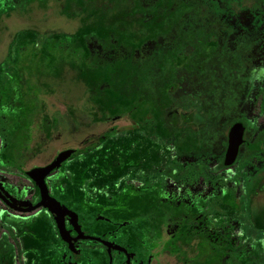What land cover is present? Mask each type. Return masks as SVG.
I'll return each instance as SVG.
<instances>
[{
  "label": "rangeland",
  "instance_id": "rangeland-1",
  "mask_svg": "<svg viewBox=\"0 0 264 264\" xmlns=\"http://www.w3.org/2000/svg\"><path fill=\"white\" fill-rule=\"evenodd\" d=\"M34 30L52 33L45 54L31 53ZM185 94L203 103L183 107ZM263 101L264 0H0V190L31 206L36 186L4 167L40 168L106 133L46 183L70 231L104 237L114 264L124 254L130 264H224L231 246L215 238L233 231L238 188L254 173L253 206L264 196V158L234 183L233 169L177 183L158 173L214 165L235 121L264 128ZM213 198L224 214L201 216ZM56 234L44 209L0 204V264H19L17 253L22 264H106Z\"/></svg>",
  "mask_w": 264,
  "mask_h": 264
},
{
  "label": "flooded vegetation",
  "instance_id": "flooded-vegetation-1",
  "mask_svg": "<svg viewBox=\"0 0 264 264\" xmlns=\"http://www.w3.org/2000/svg\"><path fill=\"white\" fill-rule=\"evenodd\" d=\"M31 33L34 34L32 40L33 46L31 47L33 52L31 53H34L35 55L45 54V45L47 43L48 37H50L52 33H47L46 31H35V30L31 31ZM37 63L38 62L36 61L34 62L29 61V64L35 65ZM25 64L26 63H21L19 65L24 67ZM182 102H183V107H187V108L201 105L203 103V101L201 100V96L191 95V94H185L184 98L182 99ZM261 112L262 114H264V104H263V109H261ZM236 125L240 126L241 128V143L238 146L235 158L233 159L230 165L226 166L224 162L228 149L229 133L231 132L232 128ZM105 134L106 133L98 137L88 138L77 147H69L59 151L47 164H45L44 166H40V168L46 167L49 164H51V162L55 159V157L59 153L64 151H68V150L73 151L71 158L78 156L82 153H88L91 149H93L100 143V141L106 136ZM223 144L224 145H222L220 156L218 157L215 164L212 166L203 163H191L185 165L184 167H181L177 163H168L158 174L169 180L171 183H177L180 181H184L195 175L207 176V175H212L214 173H219L224 170L233 169V175L230 181H232L233 183L237 182L238 179L241 178L240 173L242 172V169L244 168V166L249 165L250 161L252 160L263 161L262 159L264 157L262 156L263 155L262 152L264 148V128L257 130L256 127H254L253 124H251L246 118L238 119L229 128L226 143ZM16 168L18 169V171H14L12 169H6V170H9V172L11 173H17L23 175L26 179H28L25 176V174L26 172L32 169L24 170L19 167ZM176 173L177 175H175ZM249 177L250 178L246 180L247 184L241 188H238L239 203L236 211L233 212L231 217L234 220L231 222L232 230L235 232L240 228L242 232V240L240 241L239 237L237 236L238 234L233 233V231H231L230 233L224 231L220 233L222 237L215 238L217 244H223V242H227L229 244L228 246H231L228 247L227 249L226 260L224 261V264H264V196L258 200L259 202L258 205L253 206V199L257 197L258 193L250 189V184L259 181L256 178V173L252 174ZM66 179L69 183L72 184L73 181L69 174L66 175ZM28 181L30 180L28 179ZM30 182L34 184L32 181ZM86 185L87 182L85 181L83 186L86 187ZM258 192L264 193V191L262 190H258ZM49 195L50 197L54 198L50 193ZM2 197H4V199H2ZM5 202H7L9 205H7ZM38 202H39V193L37 190V194L31 206L36 205ZM146 203H148V200L143 199L140 201L139 204L137 203V205L139 208L144 209L147 206L144 205ZM0 204L9 212L26 214L24 212H17L11 209L9 207L10 205H13L16 208L20 206L11 202V200L8 197H6L1 192V190H0ZM219 204H220V200L218 198L210 199L205 209L202 211L201 216H207L209 214L223 215L224 212L218 207ZM46 214L50 217L56 229L57 240L60 242L61 245L67 248L70 246L77 247L79 250H82L84 252L91 251L96 254L97 253H99L100 255L102 254L104 255L106 264H114V253L116 252L115 247H113L104 237H98L90 234L75 235L70 231L68 219L65 217L64 214H62V222L66 233L65 236L66 240H63L58 233L54 220L47 212ZM190 223L193 224L194 222L191 221ZM7 236L9 241L15 244L14 237L10 233L7 234ZM249 248L253 250L252 254L244 258L245 251L248 250ZM123 257L126 261V264H130L129 257L126 254H124ZM14 259H16L17 263H19L18 254L17 255L15 254ZM78 263L81 264L80 262Z\"/></svg>",
  "mask_w": 264,
  "mask_h": 264
},
{
  "label": "water",
  "instance_id": "water-1",
  "mask_svg": "<svg viewBox=\"0 0 264 264\" xmlns=\"http://www.w3.org/2000/svg\"><path fill=\"white\" fill-rule=\"evenodd\" d=\"M240 143L241 128L240 126L236 125L232 128L231 132L229 133L228 149L224 162L226 166L230 165L233 159L235 158ZM72 153L73 151L71 150L61 152L48 166L36 168L26 172L25 176L35 184L39 193V202L36 205L17 208L13 205L9 206L11 209L17 212L24 213H29L39 208L44 209L54 220L58 233L63 240H66V233L62 222V209L58 202L55 201L52 197H50L45 178L49 174L57 170L67 159H69ZM2 199H4V197H2ZM5 203L9 205L7 202Z\"/></svg>",
  "mask_w": 264,
  "mask_h": 264
},
{
  "label": "trees",
  "instance_id": "trees-1",
  "mask_svg": "<svg viewBox=\"0 0 264 264\" xmlns=\"http://www.w3.org/2000/svg\"><path fill=\"white\" fill-rule=\"evenodd\" d=\"M5 169H12V170H14V171H18V169L16 168V167H4ZM18 254V253H17ZM18 256H19V254H18ZM18 261H19V263L20 264H22L21 263V261H20V258L18 259Z\"/></svg>",
  "mask_w": 264,
  "mask_h": 264
}]
</instances>
